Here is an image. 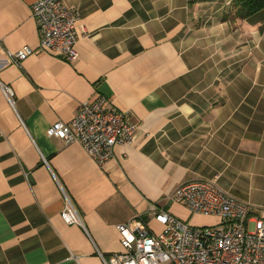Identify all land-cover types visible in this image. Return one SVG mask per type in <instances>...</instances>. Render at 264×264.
<instances>
[{"label": "crops", "instance_id": "obj_1", "mask_svg": "<svg viewBox=\"0 0 264 264\" xmlns=\"http://www.w3.org/2000/svg\"><path fill=\"white\" fill-rule=\"evenodd\" d=\"M35 1L0 0V264H103L123 250L117 224L160 229L150 203L216 224L175 200L185 181L264 209V9L241 19L232 0H62L79 15L67 61L39 48ZM24 45L33 52L15 65L8 53ZM95 96L138 125L103 167L45 133ZM61 190L82 225L62 219Z\"/></svg>", "mask_w": 264, "mask_h": 264}, {"label": "built area", "instance_id": "obj_2", "mask_svg": "<svg viewBox=\"0 0 264 264\" xmlns=\"http://www.w3.org/2000/svg\"><path fill=\"white\" fill-rule=\"evenodd\" d=\"M31 14L37 25L39 48L59 53L67 61L75 60L77 11L66 7L62 0H36ZM32 52L31 47L24 45L8 56L12 63L19 65ZM2 89L12 103L11 89L6 86ZM137 128L128 111L111 106L102 96H95L79 103L70 121L58 120L45 133L66 144H79L103 167L112 158L115 145L132 143ZM173 194L189 213L215 216L219 221L209 226H194L150 203L147 214L160 229L155 230L137 218L117 224L123 250L100 254L102 263L264 264V209L258 215L251 214L249 205L209 180L182 182ZM62 196V219L67 224L82 225L70 198L64 191Z\"/></svg>", "mask_w": 264, "mask_h": 264}, {"label": "trees", "instance_id": "obj_3", "mask_svg": "<svg viewBox=\"0 0 264 264\" xmlns=\"http://www.w3.org/2000/svg\"><path fill=\"white\" fill-rule=\"evenodd\" d=\"M230 6L235 15L245 19L264 9V0H232Z\"/></svg>", "mask_w": 264, "mask_h": 264}, {"label": "rangeland", "instance_id": "obj_4", "mask_svg": "<svg viewBox=\"0 0 264 264\" xmlns=\"http://www.w3.org/2000/svg\"><path fill=\"white\" fill-rule=\"evenodd\" d=\"M208 221L207 218H203V217H192L188 222L191 224V225H194V226H198L199 224H203L204 222ZM154 228H157L155 226H153Z\"/></svg>", "mask_w": 264, "mask_h": 264}]
</instances>
